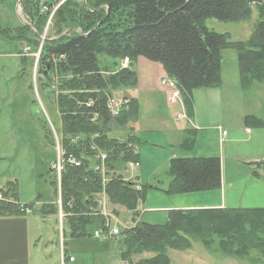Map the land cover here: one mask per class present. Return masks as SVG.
Segmentation results:
<instances>
[{"label":"trees","instance_id":"1","mask_svg":"<svg viewBox=\"0 0 264 264\" xmlns=\"http://www.w3.org/2000/svg\"><path fill=\"white\" fill-rule=\"evenodd\" d=\"M37 2L20 1L30 26L1 33H11V39L39 50L36 73L54 94L60 127L55 139L49 131L47 141L58 151L57 155L54 151L52 168L47 166L54 175L50 184L60 200L69 237L91 238L94 231L104 230V220L95 214L97 200L103 195L110 214L117 216L121 209L132 214L135 225L124 229L117 239L124 264L143 254L152 256L135 264H168L167 250H188L191 241L204 247L216 243L229 257L249 258L256 252L264 258V208L174 209L167 212L162 225L140 221L137 207L151 189L166 196L218 190L220 163L215 157L172 158L166 189L125 179L115 174L114 163L139 162V155L130 147L138 144L128 128L123 139L113 133L138 119V104L129 99L115 115L107 107L112 93L134 89L137 84L134 71L118 69V62L133 64L139 57L161 65L176 83L188 117L193 114V91L220 88L224 49L237 53L243 89L264 82V0H66L52 17L54 35L43 41L40 36L50 12L40 14ZM252 8L258 22L247 41L232 42L227 34L214 33L204 25L207 19L244 21ZM100 55L112 60L100 67ZM243 122L247 128L263 126L254 116H245ZM187 134L182 147L192 150L194 134L190 130ZM57 162L59 174L53 168ZM251 165L252 176L261 178L258 172L264 173V160ZM95 167L103 169V174ZM17 200L16 182L0 188V217L32 211L30 204ZM54 204L48 203L45 207L49 209L43 208L42 215L57 214V200Z\"/></svg>","mask_w":264,"mask_h":264},{"label":"rangeland","instance_id":"2","mask_svg":"<svg viewBox=\"0 0 264 264\" xmlns=\"http://www.w3.org/2000/svg\"><path fill=\"white\" fill-rule=\"evenodd\" d=\"M36 1H38L37 6L41 9L44 4H51L54 0ZM257 22L256 9L252 8L249 18L244 21L228 22L207 19L204 25L214 33L227 34L232 42H244L252 35ZM25 23L30 24V20L24 15L18 1L5 0L0 3V188H5L6 184L10 182H16L17 201L25 205L30 204L31 216L38 218L45 235L51 238L57 249L60 245L61 248L63 246L69 248L70 250L67 251L77 258L79 263L124 264L120 256L121 245L117 240L118 238L105 239L101 237L102 240L107 241V243L104 241L101 243L108 244V248L106 246V249L101 251L102 254L82 253L78 248L81 239L69 237L70 230H68L67 221L63 215L62 218L60 217L59 211L57 214L42 217L43 208H45L44 210L49 209L45 206L48 203L54 204L58 197L50 184L54 175L48 171V166L50 169L52 168L54 151L57 155L58 148H53L48 143L47 135L50 131L55 139V132L59 130L60 123L54 94L46 87L44 79L36 73L39 50L35 52L27 44L10 38L13 30L25 26ZM49 25L50 27L43 34L46 38L49 35H54L53 30H51L53 23ZM1 30L11 31V33L5 36ZM24 49H27V52ZM16 52L20 58L15 56ZM111 60L104 55L98 56L100 67L108 65L106 63ZM117 68H130L129 70H132V64L122 60L118 62ZM220 73L222 82L220 86V110L217 109L215 117L217 121L214 122V127L219 129L213 142L211 136L207 142L206 139H201L202 145L200 144L197 150L203 151L202 155L211 154L214 156L208 157H215L219 160L221 186L218 191L222 193L221 199H224L226 208H264V180L252 177L254 167L251 165L264 160V82H254L245 89L241 87L237 53L234 49L222 51ZM159 84L163 88L161 82ZM134 89L116 91L112 93L111 98L116 104L120 101H127L129 98L124 92ZM164 90L167 94V104L171 108V114H174V120L179 125H183L182 123H186V118L177 116L178 114L186 116V112L181 111L180 107L183 104L182 99L180 98L181 104L177 102L171 105L168 101L170 94L168 90ZM137 94L143 103L145 93L138 92ZM159 112L163 113L161 107H159ZM245 116H254L262 122L263 126L247 128L243 122ZM148 122L150 124L154 121ZM148 122L144 119L142 123L146 125ZM125 129L127 127L124 130H118V133L116 131L113 135L123 139ZM222 132L225 134L223 133V135ZM188 135H185L184 139H187ZM183 142L184 140L180 146L178 144L174 147L156 149L150 165L154 176L161 181L159 187L162 189L167 188L170 180L165 160L168 162L173 155H176L174 157L177 158H183L193 150L184 149L182 147ZM120 163V160L114 163L117 168L115 174L123 176L125 179L134 180V176L139 172L140 167L131 169L129 162L127 164ZM258 173L264 176L263 172L259 171ZM143 185L156 184L149 181L147 184L143 182ZM210 192L216 193V190ZM148 193L149 191H147ZM195 193H201L198 195L199 197L209 193V191ZM190 196L193 195L173 199L166 197L162 201L169 205L171 202H181L182 198L187 197L191 203L201 205L206 201L212 203L213 200V195L204 196L201 197L204 202L198 203L197 199L195 200ZM53 206L56 207L57 204L55 203ZM105 206L107 207L106 202ZM139 207H141V203ZM167 212L160 211V214L148 215L143 221H151L150 216H152L155 224L162 225L165 222ZM130 216L132 214L130 215L128 211L121 209L117 216H111L110 229L118 230L120 235L124 229L134 226ZM99 237L93 235V238L98 239ZM101 238L99 239L101 240ZM191 243V248L188 250H167L168 264H264V258L256 252H251L249 258L241 259L225 255L217 249L216 243L210 247H204L198 241H191ZM88 248L94 252V248L91 246ZM98 255L100 256L99 259ZM151 256V254H143L133 257L130 262L135 264L139 260ZM256 258L257 261L254 260Z\"/></svg>","mask_w":264,"mask_h":264},{"label":"crops","instance_id":"3","mask_svg":"<svg viewBox=\"0 0 264 264\" xmlns=\"http://www.w3.org/2000/svg\"><path fill=\"white\" fill-rule=\"evenodd\" d=\"M4 26L6 25L4 24ZM15 56L20 58L17 52ZM132 70L137 76V87L134 90H128L129 92L125 91L124 94L129 99L135 100L138 104V119L133 123H129L127 126L129 132L136 139L140 149L138 158L140 168L139 172L134 177L139 185H143V182L147 184L149 181H153L156 185L149 186L159 187L161 181L154 176L150 165L156 153V149L174 147L178 144L180 146L188 130L194 134L193 150L183 158H210L208 156H214L211 154L202 155L203 151L197 149L200 144L202 145L201 139H206V142L209 140L210 136L212 137V142L216 139L215 136L219 128L214 127V122L217 121L215 120L217 109L220 110V88L193 91L192 117L186 115V123L179 125V123L174 120V114H171V108L167 104L166 91L159 84L161 78L166 76L162 66L139 57L133 62ZM138 92L145 93L143 103H141V99H139ZM159 107L163 109L162 114L159 112ZM180 107L181 111L185 113L183 104L180 105ZM146 112H148L147 115ZM144 119H146L147 122H154L150 124L148 122L144 125L142 123ZM223 133L224 132H222V134ZM174 156L176 155H173L171 159L177 158ZM169 161L170 159L168 162L165 160L167 165L166 168H168ZM151 176H154V178H151ZM256 179L264 180V176L262 175L261 178ZM221 194V192L216 190V193L209 191V193L199 197L198 195H201V193L195 192L180 196H166L160 191L151 189L149 193L146 194V199L141 203V207L138 205L137 212L142 214L140 221H143L148 215L160 214V211H169L173 209H211V207L226 208L224 199H221ZM185 195H193L190 197H193L195 200L197 199L198 203L204 202V200L201 199V197L204 196L209 197L213 195V200L212 203L206 201V203L201 205L191 203L187 197L182 198V200H180L181 202H171L169 205H166L164 201H162V199L166 197L173 199L184 197ZM31 214L32 211L24 215L0 217V264H82L78 262L77 258L70 255V252L67 251L70 250L69 248H65L64 246L61 248L60 245L57 249V246L53 244L51 238L45 235L43 226L38 218L31 216ZM42 217L44 218V215ZM150 218L152 219L151 221L143 222L155 224L153 217L150 216ZM166 219L167 214L165 215V222ZM101 240L99 238H93V236L89 239H81L79 240L80 245L78 248L82 253L102 254L101 251L106 249V246L108 248V244L101 243L104 241ZM105 242L107 243V241H104V243ZM88 246L94 248V252L90 251ZM69 258H71L72 261H69ZM99 258L100 256L98 259Z\"/></svg>","mask_w":264,"mask_h":264},{"label":"built area","instance_id":"4","mask_svg":"<svg viewBox=\"0 0 264 264\" xmlns=\"http://www.w3.org/2000/svg\"><path fill=\"white\" fill-rule=\"evenodd\" d=\"M54 1H58V3L55 5V7L53 8L50 17L53 15L54 11L56 10V8L61 5L65 0H54ZM47 11V7H42L41 9V13H44ZM50 20V18H49ZM25 52H27V49H24ZM127 61V60H126ZM161 85L163 86L164 89L168 90V93L170 94L169 97V102L171 105L176 104L177 102H179V104H181V100H180V92L179 89L177 88L176 83L169 79L168 77H163L161 79ZM127 101L125 100L124 102L120 101L118 104L114 103L113 98H110L108 100L107 103V107L109 109V111L111 112L112 115H115L118 112L119 107L126 105ZM91 103H87L86 106H90ZM182 105V104H181ZM179 118L184 117V119L186 118V116L183 114L177 115ZM132 149V152L134 155H137L139 153V148L138 146H130ZM97 158L100 159V161H102L104 159V156H97ZM72 164H74L75 166H78L79 163L75 162L74 160L71 161ZM128 164H130V166L132 167L131 169H134L136 167H139V163L138 162H129ZM54 169H56L57 173L59 174L60 170H61V166L60 163L57 162V164L54 166ZM95 170H100L103 174V169H100L99 167H95ZM104 178L102 180V182H104ZM58 205H59V209H60V200H58ZM106 206H105V199L103 197V195H101L100 199L97 200V210L95 212V214L99 215L100 217H102L104 219V225H103V229L104 230H96L94 232V236H100L99 238L103 237L105 239H111V238H117L119 236V231L116 229L111 230L110 229V222H111V214L108 213V211L106 210ZM60 217H62L61 211L59 212ZM101 238V239H103ZM69 261H72L71 258H69Z\"/></svg>","mask_w":264,"mask_h":264},{"label":"water","instance_id":"5","mask_svg":"<svg viewBox=\"0 0 264 264\" xmlns=\"http://www.w3.org/2000/svg\"><path fill=\"white\" fill-rule=\"evenodd\" d=\"M20 1H21V0H18V4H19Z\"/></svg>","mask_w":264,"mask_h":264}]
</instances>
